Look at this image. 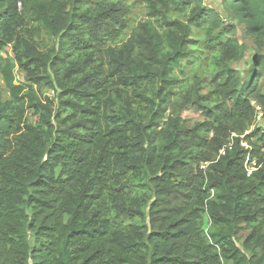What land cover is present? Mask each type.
<instances>
[{
	"label": "trees",
	"instance_id": "16d2710c",
	"mask_svg": "<svg viewBox=\"0 0 264 264\" xmlns=\"http://www.w3.org/2000/svg\"><path fill=\"white\" fill-rule=\"evenodd\" d=\"M224 5L264 40V0ZM234 30L202 0H0V264H264V55L236 86Z\"/></svg>",
	"mask_w": 264,
	"mask_h": 264
},
{
	"label": "rangeland",
	"instance_id": "374dc122",
	"mask_svg": "<svg viewBox=\"0 0 264 264\" xmlns=\"http://www.w3.org/2000/svg\"><path fill=\"white\" fill-rule=\"evenodd\" d=\"M202 1H203L204 7L211 8V9L218 11L222 15V18L226 22V25H230L235 29L232 34L228 35V37L232 39H236L240 43L241 47H243L244 53L241 56V59L233 63L231 61H227L224 68L226 70H231V74L234 76V78H236L235 80L236 86H241V85L246 84L247 82L253 81L254 77L252 76V62L254 61V59H256V54L264 55V40L262 42H258L255 37L249 34L245 24L240 23L238 20H233L231 18L230 13L225 8L224 0H202ZM138 12L140 15H139L137 22L143 19H146L145 11H138ZM130 35H131V30L127 29L126 31H122L117 36L116 40L115 39L107 40V41L105 40L106 42L104 41L102 44H100L101 48H104L108 44L116 45V44L125 42ZM48 41H49L48 37L45 34H43L42 39L40 40V43L45 47L49 45ZM8 55L13 57V53L11 49L8 50ZM98 58H99V55L97 56V59ZM100 59H101V65L103 64L105 66L104 57ZM208 65H209V62L206 61L200 69L201 70L200 79L203 80L205 83V89L200 90L202 94H206L210 92L211 90H214L217 84L216 83L217 81L215 80V85H212V82L214 81V77L216 73L212 72L208 68ZM186 70L190 72L191 68L187 67ZM15 73H16V78H17L16 80L17 84L26 82L24 73H22L19 70H16ZM227 76L228 74L225 75V77ZM219 78H220L219 80L220 82L224 81V79H222L221 76H219ZM144 87L147 88L148 90H151L152 84L144 86ZM259 88L261 92L264 93V80H262L261 78H259ZM0 92L3 93L5 99L8 98L9 94L7 92L6 83L1 73H0ZM45 95L54 99L56 105L61 100V98H59L58 95H56L53 92H48V93L46 92ZM254 105L257 106L259 110V115L256 120L255 127L264 129V112L262 108L256 102H254ZM67 114H68L67 111H64L63 109H61L62 116H67ZM190 118L192 120L190 123H197L198 121L204 120L203 115L191 114ZM244 147L248 149L247 144H244ZM260 159L264 160V153L261 155ZM255 163L256 161H253L252 163H250L249 167L251 168L254 167ZM251 168H250V171L252 172L254 169H251ZM134 180H136V178H134ZM131 197H132L131 199L133 202L137 200L140 204L142 205L144 204V197L140 191L133 193ZM144 208L146 209V205L144 206ZM204 228H205V231H208L209 219L207 217L205 218ZM238 246L243 249L242 241L238 242Z\"/></svg>",
	"mask_w": 264,
	"mask_h": 264
}]
</instances>
